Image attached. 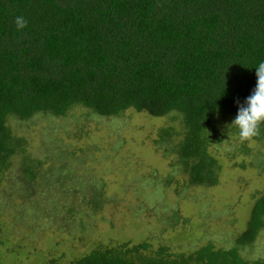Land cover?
Masks as SVG:
<instances>
[{"label":"trees","instance_id":"16d2710c","mask_svg":"<svg viewBox=\"0 0 264 264\" xmlns=\"http://www.w3.org/2000/svg\"><path fill=\"white\" fill-rule=\"evenodd\" d=\"M17 16L27 20L21 31ZM261 62L264 0H0V177L15 156L29 179L36 163L8 117L65 116L79 105L105 117L128 108L178 117L180 131L162 127L159 141L178 136L172 151L189 182L213 186L214 124L237 115ZM255 139L264 142V124ZM263 227L264 189L232 248L174 255L165 247L147 253L148 242L121 244L70 264H264L238 253Z\"/></svg>","mask_w":264,"mask_h":264},{"label":"rangeland","instance_id":"374dc122","mask_svg":"<svg viewBox=\"0 0 264 264\" xmlns=\"http://www.w3.org/2000/svg\"><path fill=\"white\" fill-rule=\"evenodd\" d=\"M92 113L78 105L65 116L7 118L36 163L32 179L20 155L1 174L0 264H70L98 247L142 242L147 253L165 247L174 255L234 246L264 189L263 141L228 132L235 115L217 120L209 151L218 181L194 185L172 151L178 136L167 144L158 137L162 127L179 132L178 117ZM238 249L245 260L264 259V227Z\"/></svg>","mask_w":264,"mask_h":264},{"label":"clouds","instance_id":"9594fccd","mask_svg":"<svg viewBox=\"0 0 264 264\" xmlns=\"http://www.w3.org/2000/svg\"><path fill=\"white\" fill-rule=\"evenodd\" d=\"M15 25L18 31L27 26V20L23 16H17ZM257 83L246 100L241 103L239 99L236 103L239 106L235 119L228 125V132L231 128L238 130L240 142H253L254 138L260 135V126L264 124V62L256 67Z\"/></svg>","mask_w":264,"mask_h":264}]
</instances>
